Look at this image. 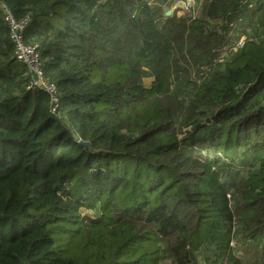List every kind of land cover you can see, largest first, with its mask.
Returning <instances> with one entry per match:
<instances>
[{
	"label": "trees",
	"instance_id": "16d2710c",
	"mask_svg": "<svg viewBox=\"0 0 264 264\" xmlns=\"http://www.w3.org/2000/svg\"><path fill=\"white\" fill-rule=\"evenodd\" d=\"M1 1L0 264H264V0Z\"/></svg>",
	"mask_w": 264,
	"mask_h": 264
},
{
	"label": "built area",
	"instance_id": "2783aa9c",
	"mask_svg": "<svg viewBox=\"0 0 264 264\" xmlns=\"http://www.w3.org/2000/svg\"><path fill=\"white\" fill-rule=\"evenodd\" d=\"M163 0H147L148 4H157ZM204 0H165L163 5L166 9L165 14L171 15L176 12L177 15H183L189 18H195L198 10ZM0 11L2 18L9 28V36L13 44V56L27 66L30 74L28 88H39L48 93L50 98V111L53 114L59 113V96L54 82L48 80L44 75L42 61L40 57L39 45L36 42H26L23 31L29 22V16L16 19L11 10L0 0ZM243 45L241 37L236 47ZM264 103V102H263ZM234 246V241L230 243Z\"/></svg>",
	"mask_w": 264,
	"mask_h": 264
},
{
	"label": "rangeland",
	"instance_id": "374dc122",
	"mask_svg": "<svg viewBox=\"0 0 264 264\" xmlns=\"http://www.w3.org/2000/svg\"><path fill=\"white\" fill-rule=\"evenodd\" d=\"M202 3H203V2H202ZM201 7H202V5H201ZM201 7L199 8L197 15L200 13V11H201ZM151 80H152L151 77L146 76V77H144V78L142 79V83H143L144 85H149L150 82H151Z\"/></svg>",
	"mask_w": 264,
	"mask_h": 264
},
{
	"label": "crops",
	"instance_id": "0c3cea01",
	"mask_svg": "<svg viewBox=\"0 0 264 264\" xmlns=\"http://www.w3.org/2000/svg\"><path fill=\"white\" fill-rule=\"evenodd\" d=\"M263 243H264V241H263Z\"/></svg>",
	"mask_w": 264,
	"mask_h": 264
}]
</instances>
